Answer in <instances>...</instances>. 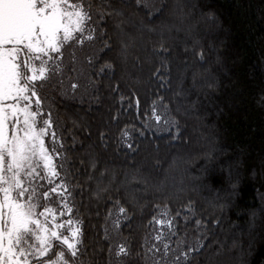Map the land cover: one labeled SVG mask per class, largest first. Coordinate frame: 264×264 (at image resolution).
Returning a JSON list of instances; mask_svg holds the SVG:
<instances>
[{
    "label": "trees",
    "instance_id": "trees-1",
    "mask_svg": "<svg viewBox=\"0 0 264 264\" xmlns=\"http://www.w3.org/2000/svg\"><path fill=\"white\" fill-rule=\"evenodd\" d=\"M91 2L105 18L85 59L89 92L41 90L82 222L73 259L145 264L167 206L180 238L202 245L188 264H264V0H160L155 14L143 0ZM154 105L166 132L149 129Z\"/></svg>",
    "mask_w": 264,
    "mask_h": 264
},
{
    "label": "snow or ice",
    "instance_id": "snow-or-ice-1",
    "mask_svg": "<svg viewBox=\"0 0 264 264\" xmlns=\"http://www.w3.org/2000/svg\"><path fill=\"white\" fill-rule=\"evenodd\" d=\"M93 8L91 0H0V264H81L73 258L82 255V222L74 219L67 172L57 162L62 142L41 90L62 88L65 79L69 92L80 87L71 75L78 72L76 51L97 38L105 18L102 12L94 18ZM169 212L165 206L152 218L145 264H188L190 252L202 246L180 238ZM116 254L129 249L118 244Z\"/></svg>",
    "mask_w": 264,
    "mask_h": 264
},
{
    "label": "rangeland",
    "instance_id": "rangeland-1",
    "mask_svg": "<svg viewBox=\"0 0 264 264\" xmlns=\"http://www.w3.org/2000/svg\"><path fill=\"white\" fill-rule=\"evenodd\" d=\"M143 4L144 6L153 14L157 13L160 10V0H143ZM161 31H159L157 34H159ZM147 33L148 34H153L149 29H147ZM94 41H87L85 40V44L82 47H79L78 50L76 51V61H75V67L78 69V72L72 73V77L73 79H78L80 87L78 89H76L74 92H69L68 90V81L67 79H65V83L63 85V87H65L66 91L68 92V96L69 98L72 99H78V98H82L84 95H86L89 91L88 89L90 88V83L87 80L85 71H86V58L88 57V54L94 50ZM88 91V92H87ZM155 115H161L162 119L160 121H156L155 120ZM150 130L153 132H157V133H162V132H166L169 130V128H171L172 122L171 119L166 115L165 111L161 108L156 109L154 115H153V119L150 121ZM172 125V126H171ZM126 146H128V143H125ZM71 191V189H70ZM158 193V192H157ZM69 199L71 200V197H69ZM157 227H159V225H156ZM115 227H117V225H115ZM119 231V229H110V238H112V240L115 239V243H114V247L115 249H117V245L121 244V241L119 240L118 242V238H117V232ZM118 242V244H117Z\"/></svg>",
    "mask_w": 264,
    "mask_h": 264
}]
</instances>
